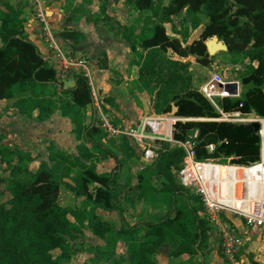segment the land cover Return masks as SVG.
<instances>
[{
	"label": "trees",
	"instance_id": "trees-1",
	"mask_svg": "<svg viewBox=\"0 0 264 264\" xmlns=\"http://www.w3.org/2000/svg\"><path fill=\"white\" fill-rule=\"evenodd\" d=\"M169 1L168 6H163ZM139 12L137 22L142 23L143 13L153 12L161 22L150 28L135 32L132 26L111 27L114 36L121 38L132 47L139 44L142 52L136 65L139 67V85L145 91H152L153 109L156 115L172 114L183 119H215L219 117L213 105L200 93L193 90L190 62L171 61L168 54L180 59L195 58L197 64L207 68L212 64L206 42L219 39L228 49V54L238 55L249 62L241 78L243 87L249 89L241 100L218 99L226 113L241 111L245 115L255 113L264 118V0H131ZM87 7L79 6L74 15L82 16V21L99 25L98 20ZM24 4L19 7L10 3L0 5V101H11L16 93H28L15 103L18 113L24 117L44 123L57 112L77 106L83 111L93 107L92 88L81 76L76 77V85L69 90L58 86L54 69L43 58L37 45L26 33ZM186 11L192 18V29L197 32L203 26L202 16L207 20L202 39L192 46L188 33L178 38L167 34L166 22ZM108 20L106 7L101 9ZM161 12V13H160ZM106 21V20H105ZM103 27H106V23ZM60 38L74 46L82 43L85 36L78 31H63ZM210 40V41H211ZM209 41V42H210ZM103 68H107L103 65ZM243 104L241 108L240 105ZM74 135L84 141L79 155L72 157L57 151L51 153L49 163H41L37 172L31 171L35 162L32 154L17 147L4 144L0 135V264H64L74 254L71 242L83 234L85 214L66 208L60 203L61 192L69 189L76 199L92 201L96 209L116 212L124 221V210L117 200L115 183L116 170L111 174H98L97 166L109 156L117 163L113 151L106 156H98L88 147L91 145L90 130L101 141L105 133L93 127H85L86 117L82 113L73 116ZM199 132V144L204 148L217 145L214 158L237 157L236 163L249 165L260 160V137L252 126H239L217 122L177 123L174 138L185 142L195 132ZM93 132V133H94ZM91 138V139H90ZM119 151L126 161L139 163L138 185L148 181L159 182L163 192L173 196L186 195L196 202L198 210H192L195 219L183 221L184 212L178 211L174 218L166 217L158 221H147L143 226H135L130 231L129 261L131 264H156L155 257L163 246H168L169 256H197L208 249L213 228L204 215L199 198L179 186L175 181L184 158L181 149H171L162 144L159 159L147 164L136 154L135 147L127 137H120ZM98 143V142H96ZM206 155L199 153V158ZM91 184L97 186L92 192ZM9 196L6 203L1 199ZM70 216L76 223L71 222ZM110 229L106 230V247L89 248L97 251L93 263L112 261L122 264L125 258H117L116 242ZM120 231L118 237L120 240ZM125 235V234H124ZM111 236V238H109ZM113 238V240H112ZM172 247V248H171ZM201 264V263H200Z\"/></svg>",
	"mask_w": 264,
	"mask_h": 264
},
{
	"label": "rangeland",
	"instance_id": "rangeland-1",
	"mask_svg": "<svg viewBox=\"0 0 264 264\" xmlns=\"http://www.w3.org/2000/svg\"><path fill=\"white\" fill-rule=\"evenodd\" d=\"M89 1L93 3L92 6L89 8L90 12L94 14V16L98 18V20H101L98 27H103L104 24L106 23L107 28L104 30L106 34L108 33L107 29L109 32L114 34L111 30V27L116 28L119 25L132 26L133 24H134L133 27L136 29L135 32L140 33L141 29L143 28V25L145 27L150 28L154 24L161 22L160 17H155L153 12L149 11L143 13V21L142 23H138L137 16L139 15V12L130 3L131 0H67V3L63 2L62 4V5H64V3L65 5L67 4V8L70 11V13L68 12L66 16L65 21H62L61 24L51 23V25H53L52 27L54 28L57 37L58 36L60 37L61 36L60 34L65 30L73 31V29H77L82 26L83 24L81 23L82 16L74 15L72 8L73 6H75L76 8H78L79 6L87 7ZM3 4H8V0H0V5ZM168 5H169V1H165L163 4V6H168ZM44 6L46 9L47 8L46 5ZM103 7H106L107 15L110 18V20H108L105 16L102 15L101 9ZM47 12H48L47 16L50 19L53 12L51 10H48ZM27 13H30V15L33 16L35 13L33 7H32V11L30 9H26L24 11V15H26ZM25 19H26L25 28L27 29L29 19L26 16ZM201 21L203 23V26L201 28H204V26L207 23V20L202 16ZM68 22H72L73 23L71 24L72 26L67 24ZM165 27L167 29V34L171 38H178L181 41L183 40L182 36L186 33H188L191 38L196 36V32H194L192 29V18L186 11H183L182 14H180L179 16L173 17L170 21L166 22ZM39 30H41V27ZM118 38H121V36H119ZM210 40H208L206 44H208ZM209 43H211L213 53H216L222 49L217 45L223 42H221L217 38L212 39ZM1 46H2V42L0 40V47ZM63 47L67 51H70L72 56H75L71 48H69L68 46H66L67 48L65 46ZM130 48L132 50L131 51L132 55L129 54L128 57L129 63L127 64L128 67L127 80L129 81H126L125 83L124 79H120L119 77L120 74L117 73L118 74L117 75L116 72L114 73V79L112 81L115 84V86L126 85L125 87H127V84L133 83L134 88L136 89V87L137 88L139 87L142 93L146 95V97L143 96L145 98L144 100H147L148 104L153 107L154 97L152 96V91L142 90V88L139 86V83L137 81L138 69L134 67V65H136V61L138 60V55L142 52V49L139 47V44L133 47L130 46ZM168 57L171 59V61H175V62H182L183 60H186V59H180L178 57L179 61H176L177 56L172 54H168ZM77 58H81V57H77ZM211 59H212V64L210 67L207 68L201 67L199 64H197L195 58L191 60L192 63L189 61L190 62L189 73L192 75L193 90L195 92L200 93L201 95H203L202 93L203 88L209 83L210 77L213 74L220 75L222 79L227 83L241 82V78L243 74L246 72L249 65V62L247 60H244L242 57L235 54L231 55L228 54L227 52H220L215 56H212ZM92 61L95 62L96 65H98V67H100V65L103 64V63L101 64V62L104 61L107 62V60L102 55L98 59ZM183 62L185 63L187 61H183ZM96 69L98 70L97 67ZM75 85H76V77L71 76L67 81L64 82L63 85H61V87L64 90H69L74 88ZM226 89H227L226 95L228 94V92L234 91V87L231 84H228ZM248 89L249 87L246 88L243 87L242 85V96L243 93L246 92ZM130 92H132V94H135L136 90L130 89ZM23 98H29V94L16 93V98L13 101H6L0 103V135L4 137V143L7 144L9 147L11 146L16 147L18 139L20 138L19 132L21 131L22 134L25 133L27 130L26 127H28L31 124V121L29 122L26 121L25 119L27 118L24 119L22 116H20V114L15 108V103ZM98 98L100 105H102L104 108L103 110L106 112L107 116H109L110 119H112V116L114 114L113 111L107 108L108 106H106L105 103L104 105L102 104V100L107 102L110 98L107 95H102L101 97L102 99L100 97ZM135 104L137 107H134V110L136 109L138 113H141L142 105L140 100L136 99ZM90 113L86 115L87 117L86 123H91L92 116ZM137 125L138 124L134 126L136 127ZM116 126L120 127L118 123H116ZM71 128H72L71 123L67 119H65L63 123V127L60 126V130H62V135L64 134V132H69ZM74 129L75 128L73 127V130ZM93 132L94 131L91 130L89 132L92 139H94L97 136V134ZM41 138L42 137L39 138L37 136L34 137L33 138L34 141L37 140L35 144L38 145L41 144L42 141ZM94 142H98V145H96V147L98 148H95V145L93 144L96 143ZM60 143H64V145L67 146L69 144V140L63 137ZM32 144L34 145V143ZM92 145L93 146L91 150L93 152L100 153L101 155L106 156L105 152L103 151V148L107 149L108 147L102 145L99 139H96V141L93 140ZM79 146L80 145L78 144L76 147L77 151L79 149ZM33 147L31 149L29 148L25 150L38 152L39 156L37 158L40 160H37L30 167L31 171L35 173L37 172L38 167H40V164L43 162L41 160V156H43L44 154L45 158L47 157V155L49 157V151H48L49 147L47 146H43V147L33 146ZM120 161H123V159ZM139 166H140L139 163L136 162L134 166L130 167V165L125 161L124 164H121L118 167V171L119 170L122 171H120L118 182H116L115 185V188L117 187L116 197L117 200L121 203L122 207L124 208V211L126 210L127 214H125V216L129 214V216H127L128 222L134 224L142 220L145 221V218L148 217L150 218L156 217V219L153 221L161 220L166 217L174 218L178 211L184 212L182 220L184 219L187 221L189 220V217L193 220L195 219L194 216L195 212L194 211L192 212V210L193 209L198 210L199 207L196 206V202L192 198H189L186 195L173 196L171 194L165 193L163 192V185L156 181L155 182L148 181L142 184L141 186L140 185L136 186L137 182H133V181L135 179L136 174H138L139 172V168H138ZM1 170L2 168L0 167V171ZM130 175H133V179H131ZM175 181L177 182L176 177H175ZM132 185L136 188V190L134 191L135 193L134 195L132 194V191L130 192L127 191L129 189V186ZM96 188H97L96 185L91 184L92 192H95ZM191 194L195 196L194 193L191 192ZM9 198H10L9 196H5L4 198L1 199V202L6 203L9 200ZM61 201L63 203L62 206L80 212L81 214H85V218H86L83 225V234L79 235L78 240L71 242L72 248L74 250V254L71 256L70 260L68 262H65L64 264H95L93 263V259H94V255L97 254V251L96 253L95 252L91 253L92 251L90 252L89 248L100 247L103 251L107 250L106 240H105L107 229L116 232L114 234V241L116 242L117 245L116 249L118 251V254L122 256L126 253L127 246L129 245L128 242L129 241L133 242L134 240V238H131L130 235L122 234L121 231L123 229L122 226L125 225L126 219L122 221V217L119 216L118 213L107 214L105 212L98 211L92 201H87L84 198H79V199L73 198V194L70 192L69 189L63 190V194L61 195ZM137 213H141V214L136 218L135 216L137 215ZM69 218L71 222L76 223L74 217L70 216ZM130 223H126V224H130ZM139 226H143V225H139ZM119 231L121 233L120 240H118ZM212 235L213 232L210 233V238H212ZM109 238H111V236ZM208 243H209L208 248L211 245L213 246V248L217 247L215 249V252H217L218 245L216 244L215 240L213 239L211 241L209 239ZM163 254L167 255V250L165 251V253L163 252ZM195 257L197 256L191 257L192 258L191 262L200 264V262L194 260ZM247 258L249 259V263L251 264H264V250L260 252L250 253L247 256ZM98 264H113V262L104 261Z\"/></svg>",
	"mask_w": 264,
	"mask_h": 264
},
{
	"label": "built area",
	"instance_id": "built-area-1",
	"mask_svg": "<svg viewBox=\"0 0 264 264\" xmlns=\"http://www.w3.org/2000/svg\"><path fill=\"white\" fill-rule=\"evenodd\" d=\"M31 3L35 12L33 21L41 27L45 44V53L42 55L44 61L54 69L58 86L63 85L71 76L86 79L92 88L94 99L95 115L92 126L102 130L107 139L129 138L133 146L142 152V158L146 162L154 163L159 159L162 144H169L171 149H181L184 158L180 170L176 172L177 184L200 199L204 215L213 232L219 237L220 250L224 258L229 264H243L242 256L246 241L235 221L240 220L255 233L264 229V118L253 114L245 115L241 111L226 113L218 103V99L241 100V82L227 83L218 74L210 77L202 93L218 112V118L183 119L171 114L151 113L136 127H117L100 105L94 86V73L98 65L89 58L72 56L57 38L45 6L39 0H32ZM228 84L233 85L234 91L226 95L223 91ZM240 107L242 108L243 104ZM190 121L230 123L239 126L258 124L260 128L256 134L261 140L260 160L242 165L236 163L238 158L234 156L214 158L218 146L211 144L204 148L200 147L198 131L185 142L176 141L174 138L176 124ZM201 151L207 155L203 159L199 158Z\"/></svg>",
	"mask_w": 264,
	"mask_h": 264
},
{
	"label": "crops",
	"instance_id": "crops-1",
	"mask_svg": "<svg viewBox=\"0 0 264 264\" xmlns=\"http://www.w3.org/2000/svg\"><path fill=\"white\" fill-rule=\"evenodd\" d=\"M41 4L46 5V10H51L52 16L50 17L49 21L50 23L53 24H61L62 21H65L66 16L68 14V12L70 13L69 9L67 8V4L62 5L63 2L67 3V0H39ZM16 2V4H15ZM32 0H8V3H10L13 6H17L19 7V3L20 4H24V6L22 8H24L23 10L25 11L26 9H30L32 11V7H33V3H31ZM91 7V6H90ZM89 7V8H90ZM75 6H73V11L75 10ZM46 11V12H47ZM48 13V12H47ZM94 15V14H93ZM29 20H28V25H27V29H26V33L28 35V38L34 42L37 47L39 48L40 52L42 54L45 53V44H44V40L42 38V33L40 29V26H38L39 24L33 21V17L34 15H30V13H27L25 15ZM49 18V17H48ZM82 26L80 28L77 29H73V31H78L82 34H84L85 38L82 41L81 44L74 46L71 42L69 41H64L62 40L59 36L57 37L59 39V41L61 42V44L63 46H68L69 48H71L73 50V53L75 55V57H85V58H89L91 60H95L98 59L101 55L104 56V58L107 60L104 62H101L102 65H100V67H98V70H95L94 73V86L96 89V92L98 93V96L101 98L102 95H107L110 99L106 102L102 100V104L104 105V103L106 104V106H108L107 108H109L111 111H113V116H112V120L114 122V124L116 125V123L119 124L120 127L122 128H130L136 124H139V122L145 117V112H144V107H143V100L145 99L144 97H146L145 94L142 93V91L140 90V88L136 87V89L134 88V84H127V87H125L124 85L121 86H115V84L113 83V79H114V73L116 72L120 74V79H124L125 83L128 78V70H127V64L129 63V54H131V48L127 42H125L122 38H118L119 36H114L111 32L108 31L107 29V34L106 32H104V30L107 27H98V25H94V24H89L86 22V20L81 21ZM67 24H69L70 26H72L71 24H73L72 22H68ZM53 26V25H52ZM97 26V27H96ZM40 31V32H39ZM61 35V34H60ZM67 48V47H66ZM70 52V51H69ZM179 58L177 57L176 61ZM193 58L191 59H187V60H183V61H187V62H191ZM192 63V62H191ZM103 65H106V69L103 68ZM134 65V64H133ZM135 68H137V73H138V78L137 81L139 83V67L134 65ZM192 70V69H191ZM118 75V74H117ZM128 83V82H127ZM140 86V85H139ZM141 87V86H140ZM130 89L132 90H136L135 94H132V92H130ZM143 91H145V89L142 88ZM144 96V97H143ZM138 97V98H137ZM243 97V96H242ZM102 99V98H101ZM139 99L141 102V113H138V111L135 109L134 107H137L135 104V100ZM13 101V100H11ZM6 101H0V103H3ZM148 102V101H147ZM103 107V106H102ZM152 107V106H151ZM104 109V108H103ZM152 110L153 107H152ZM88 112V113H87ZM91 112V113H90ZM78 113H82L84 114V116L86 117V115H88L89 113L91 114L92 118H91V123H85V127H90L92 125V121H93V115H94V110L93 107H89L88 109H86L85 111H83L82 109H80L77 106H71L68 108H65L63 111H59L57 112L54 116L51 117V119H49L48 121H45L44 123H39L37 121L34 120H30V118L28 117H24L22 116L26 121H31V124L26 127L27 130L25 133L22 134V132H19L20 138L18 139V142L16 144V147L19 148L20 150L30 153L33 155L35 162L38 159L37 157L38 152L37 151H28L25 149H31L33 146H47L49 147L48 151H49V157L47 155V157L41 156V160L43 162L49 163V158L51 153H55L57 151H60L62 153H65L66 155L72 156V157H77L79 155V150L80 147L83 144H86L84 141H79L75 135H74V124L72 122L73 116L78 114ZM106 113V112H105ZM63 117V118H62ZM67 119L71 125L72 128L70 129L69 132H64V134L62 135V130H60V126L63 127V123L64 120ZM87 119V117H86ZM63 120V121H61ZM75 128V127H74ZM96 128V127H95ZM42 137L41 138V144H35L37 142V140L34 141V137ZM65 137L69 140V144L66 146L64 145V143H60L62 138ZM96 136L94 139H97ZM101 141L100 143L102 145L107 146L108 148L105 149L103 148V151L106 152L107 151H113V153L115 154V156L118 158L119 162L117 163L114 159H112L109 156V159L102 161L100 164H98L97 166V172L98 174H111L113 171H117L116 173V180L115 183L113 185H116V182H118V178L120 175V171H118V167L121 164H124V162L126 161L123 157V155L120 153V149H119V144L121 143L120 137L117 139H107V136L105 134V136H101ZM91 139V138H90ZM93 140V139H91ZM31 143V144H30ZM34 143V145L32 144ZM91 145H89L88 147L92 148L93 145H98V143L93 144V142H90ZM5 144V143H4ZM79 146L78 151L76 150L77 145ZM6 146H8L7 144H5ZM133 145V144H132ZM15 146V145H14ZM13 147V146H11ZM75 150H74V148ZM35 148V147H33ZM136 149V148H135ZM76 151V152H75ZM92 151V150H91ZM93 152V151H92ZM98 156H102L100 153H96L93 152ZM136 154L140 157H142V152L138 149H136ZM107 155V154H106ZM123 161H120L122 160ZM143 159V158H142ZM133 161V160H132ZM132 161H126L130 167H132L133 162ZM143 161H145L143 159ZM34 162V163H35ZM42 162V163H43ZM147 164H153L151 162H146ZM41 165V164H40ZM39 169V167H38ZM37 169V170H38ZM134 170V168H133ZM139 171H142V169L139 168ZM131 179H133V175H130ZM133 182H137V185L139 184L138 182V174H136L135 179ZM128 189V188H126ZM65 190V189H64ZM136 190V188L132 185L129 186V189L127 191H132V194L134 195V191ZM63 194V190L61 192V195ZM73 198H75L73 196ZM139 198V197H138ZM137 198V199H138ZM60 203H62L61 198H60ZM100 212H105L102 209H97ZM124 210V208H123ZM107 214H112L109 212H105ZM116 213V212H113ZM126 210L124 211V220L126 219L125 222V226L128 227L127 229L130 230V228H133L135 226L138 225H144L147 221H153L156 219L155 218H145V221L142 220L140 222H136L134 224H131L130 222H128V218L127 216H129V214L127 216H125ZM141 213H137V215L135 216L136 218L140 215ZM86 220V218H85ZM158 221V220H157ZM183 221L185 222L186 220L183 219ZM126 223H130V224H126ZM236 225L239 227L242 235L245 238L246 244L245 247L243 249V256H242V262L243 264H251L249 263V259L247 258V256L250 253H255V252H260L262 250H264V229L258 231L257 233L252 232V230H250L247 226H245L240 220H236L235 221ZM124 231V229H122V234L124 235H129L130 231ZM215 240L216 244L218 245V249L217 252H215V249L217 248H213V246L209 245L210 247L204 251L203 254H199L197 255V257H195V261L200 262L201 264H229V262L224 258L223 254L221 253L220 250V242H219V237L217 234H215L213 232L212 238H210V240ZM211 243V242H210ZM128 246L126 249V253L122 256H120L118 254V251L116 249V256L117 258L121 257V258H125V261L123 262V264H131L129 261V250H130V241L128 242ZM213 249V250H212ZM167 250V255L163 254V252L165 253V251ZM191 256L189 255H183L179 258H171L169 256V247L168 246H163L158 254L155 257L156 260V264H198V263H192L191 262ZM127 261V262H126Z\"/></svg>",
	"mask_w": 264,
	"mask_h": 264
},
{
	"label": "water",
	"instance_id": "water-1",
	"mask_svg": "<svg viewBox=\"0 0 264 264\" xmlns=\"http://www.w3.org/2000/svg\"><path fill=\"white\" fill-rule=\"evenodd\" d=\"M203 32H204V28L199 29L196 32V36L192 37L188 43L189 46H192L196 41H200L202 39L203 36ZM207 48H208V53L209 55L215 56L216 54L220 53V52H228L227 47L223 44V43H219V45H217L218 47H221L222 49L216 53H213V49L211 47V43L208 42ZM143 107H144V112H145V116H149L151 113L152 115H156L154 110H152V107L148 104L147 100H143ZM177 113V108L173 109V113L171 114L172 116H176ZM256 114L253 113V116H255ZM252 127L254 128L255 132L257 133L259 131V125L258 124H253Z\"/></svg>",
	"mask_w": 264,
	"mask_h": 264
},
{
	"label": "bare ground",
	"instance_id": "bare-ground-1",
	"mask_svg": "<svg viewBox=\"0 0 264 264\" xmlns=\"http://www.w3.org/2000/svg\"><path fill=\"white\" fill-rule=\"evenodd\" d=\"M227 90V89H226ZM226 90L225 91H223V94H226ZM208 92L210 91V90H207ZM233 186H234V184H233ZM236 194H237V188H236Z\"/></svg>",
	"mask_w": 264,
	"mask_h": 264
}]
</instances>
